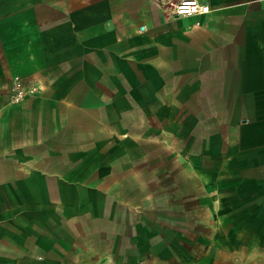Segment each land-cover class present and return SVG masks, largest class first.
Returning <instances> with one entry per match:
<instances>
[{"label": "crops", "instance_id": "obj_1", "mask_svg": "<svg viewBox=\"0 0 264 264\" xmlns=\"http://www.w3.org/2000/svg\"><path fill=\"white\" fill-rule=\"evenodd\" d=\"M178 1L0 0V264H264V0Z\"/></svg>", "mask_w": 264, "mask_h": 264}, {"label": "built area", "instance_id": "obj_2", "mask_svg": "<svg viewBox=\"0 0 264 264\" xmlns=\"http://www.w3.org/2000/svg\"><path fill=\"white\" fill-rule=\"evenodd\" d=\"M210 11L208 4L199 0H180L173 6V12L177 16L190 17L207 14ZM12 94L10 103H17L27 96L36 93L35 86H25L20 77L16 76L12 80Z\"/></svg>", "mask_w": 264, "mask_h": 264}]
</instances>
